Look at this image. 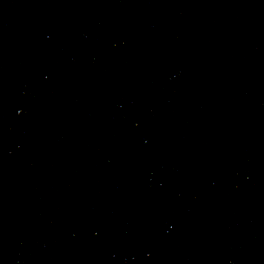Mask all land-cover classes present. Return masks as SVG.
<instances>
[{
  "label": "water",
  "instance_id": "95a60500",
  "mask_svg": "<svg viewBox=\"0 0 264 264\" xmlns=\"http://www.w3.org/2000/svg\"><path fill=\"white\" fill-rule=\"evenodd\" d=\"M0 264H264V0H0Z\"/></svg>",
  "mask_w": 264,
  "mask_h": 264
}]
</instances>
